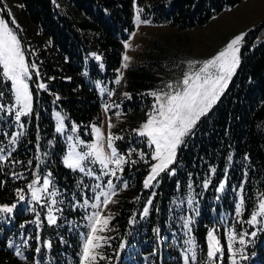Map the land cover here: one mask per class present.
Segmentation results:
<instances>
[{
  "label": "trees",
  "instance_id": "16d2710c",
  "mask_svg": "<svg viewBox=\"0 0 264 264\" xmlns=\"http://www.w3.org/2000/svg\"><path fill=\"white\" fill-rule=\"evenodd\" d=\"M53 1L16 0L19 41L34 66L29 81L32 107L21 118L23 134L16 150L8 161L0 159V206L15 204L9 224L0 222V264H77L76 235H65L66 227L57 232L47 226L42 212L37 216L46 247L37 245L33 229L22 259L12 253L14 231L27 229L36 214L23 208L19 195L25 196L37 169L36 177L50 173L63 207L71 202L77 176L60 164L64 146L51 113L59 111L66 125L75 123L79 130L100 121L92 82L111 85L116 77L122 41L132 30L133 4L142 18L181 30L204 24L241 0H56L59 7ZM237 55L239 64L227 87L148 188L142 178L151 162V147L136 130L153 109L149 91L158 81L157 66L154 61L126 69L127 97L121 99V120L110 133L120 137L113 144L125 156L121 176L127 187L114 195L108 239L98 248L95 264H185V256L203 254L209 231L222 240L223 222L235 211L238 189L244 214L264 198V20L245 31ZM10 98L8 83L0 79V103L9 104ZM67 212L72 215L71 207ZM62 222L58 218L57 226Z\"/></svg>",
  "mask_w": 264,
  "mask_h": 264
},
{
  "label": "rangeland",
  "instance_id": "374dc122",
  "mask_svg": "<svg viewBox=\"0 0 264 264\" xmlns=\"http://www.w3.org/2000/svg\"><path fill=\"white\" fill-rule=\"evenodd\" d=\"M53 3L55 7H59L56 0H54ZM18 7L16 0H0V20L8 24L9 29L17 35V39L19 40L21 27L18 25L15 18V12ZM2 11L6 14L7 18L2 14ZM137 15L140 17L139 22L137 21ZM262 20H264V0H241L235 5L224 8L213 15L204 24L180 30L167 23H154L148 18H142L139 7L134 3L132 30L127 35L126 39L122 41L121 60L116 70V77L112 80L111 85L99 80H94L92 82V87L99 99L100 121L98 123H89L85 129L79 130L75 123L70 122L66 125L63 115L59 111H53L51 113L54 130L63 141L64 146L63 152L59 158L60 164L77 176L71 191V202L63 207L61 202L63 196L59 194L49 173L44 171L40 176L37 175L36 177L34 176L37 171L36 169L34 175L32 174L33 179L27 184L24 199L21 200L24 209L36 212L35 218L33 221L26 223L27 229H18V232L14 231V238L10 241L12 253L17 258L22 259L23 247L31 238L33 229H36L33 239L36 241L37 245L39 246L42 243L46 247L47 238L44 236L43 224L40 222V219H38L39 216H37L38 212H42L44 223L47 226H52L57 232L59 229L66 227L65 235L68 233H74L76 235L80 242L77 264H95L97 259L94 262L84 260V246L88 243V237L92 235L105 238L101 241H93V244L99 243L102 245L104 241L108 239L106 235L108 232V224L114 215L112 205L115 199L114 195L119 189L124 187V181L121 176V170L116 168L115 163H110L108 168L105 169L98 161H95L94 156H88L81 162V167L84 168V171H80L78 168L69 169L63 163L69 151H74L80 155L91 151L90 145L98 143L94 128H99L102 133L99 144L104 154L110 156L111 149L108 148L107 143V137L111 130V128H109V123L113 126L116 122L121 120L119 109L121 99L123 100L127 97L124 86L125 71L128 67L148 65L150 62L155 61L157 67L155 64L153 65L156 67L155 76L158 78V81L157 84H154L149 93L161 91L169 92L171 89L167 88L168 84H172L175 87L180 84L186 73L198 72L204 62L214 58L223 51L233 38L244 34L252 25ZM145 21L148 22L145 23ZM20 47L25 57V63L29 67V76L25 78V83L28 84L29 90L31 71L34 70V66L28 63L21 42ZM125 56L129 58L128 61L124 60ZM125 63H127V67H124ZM210 71H212L215 76V70L213 69ZM0 79L8 83L11 96L9 104L5 105L0 103V118L2 119V125H0V139H2L0 140V149H3V151H0V157H3L1 161H8L7 157L16 150L17 139L23 134L21 118L26 116L29 112L22 115L19 121L16 120L15 114L18 111H22V107L15 101L14 88L11 81L3 75L2 65H0ZM117 79H119V83H116ZM153 99L154 106L155 98L153 97ZM153 111L154 107L152 111L148 113L145 120L139 124L137 130L148 120L149 115L152 114ZM58 128L60 129L59 131H57ZM143 138L151 147V162L149 163L147 172L142 178V185L144 187V181L151 174L152 166L157 164L158 161L152 159L155 155V146L150 144L147 137ZM13 140H15L14 143ZM116 152L118 157H123L124 159V163L121 165L122 168L126 163L125 156L117 150ZM170 165L171 164H169L168 167ZM113 171L116 172L115 176L111 174ZM19 177L22 176L19 175ZM45 179L49 180L47 190H43ZM110 180L114 185L113 189L107 187L108 181ZM154 181L155 179L151 181L150 186H153ZM29 184L33 185L31 189L28 187ZM97 185H99V187H97ZM33 190L37 192L39 197L38 201L31 199ZM105 192L114 193L111 195L112 202L106 205L103 203L105 197L102 195V193ZM53 193L55 194L53 195ZM262 201H264V198L257 199L250 212L244 214L240 208V189H238L234 204V213L228 217L226 216L228 220L223 218V238L220 240L216 237L222 249L221 253H217L220 259L209 260L207 256L208 240L203 254H200L199 258L195 257V260L192 259V254L189 255L188 264H233V260H235V264H264V217H258L260 223L255 226L246 223V221L251 218V214L259 210L258 205ZM94 205H99V207H94ZM69 207H71L72 215L67 212ZM238 207L239 215L237 214ZM27 210H23L22 213L24 214ZM97 213H99L101 222L96 224L98 230L94 234L92 232V226L96 222ZM49 217H54L55 223L51 222ZM10 218L11 213H0V222L3 225L7 226ZM58 218H61L63 221L60 226H57ZM106 218L110 219L105 226L102 221ZM100 228H104V231H99ZM253 232L255 235H251ZM230 234L236 235V239L232 241V251L228 249V238ZM240 239H243L245 243L240 244ZM190 245L192 244L187 246ZM188 249L193 251L194 247H188ZM181 250L186 249L183 247ZM181 250L179 249L180 252ZM94 253L97 257L98 248H95Z\"/></svg>",
  "mask_w": 264,
  "mask_h": 264
},
{
  "label": "snow or ice",
  "instance_id": "6c2138e0",
  "mask_svg": "<svg viewBox=\"0 0 264 264\" xmlns=\"http://www.w3.org/2000/svg\"><path fill=\"white\" fill-rule=\"evenodd\" d=\"M137 21H140L139 15H137ZM147 22L148 21H145V23ZM243 39L244 34L233 38L223 51L214 58L204 62L198 72L186 73L177 86L174 87L172 84H168L167 88L171 89V91L151 93L155 98V104L153 106L154 111L149 115L148 120L142 127L136 130L139 136L147 137L150 144L155 146V155L152 159L158 161L157 164L152 166L151 174L144 181L145 188H148L151 181L173 162L175 150L181 143L182 138L191 131L201 116L205 115L211 109L218 100L220 94L227 87L228 80L239 64L237 55L239 52L238 45ZM97 59H99V57H97ZM128 59L127 56L124 57L125 61H128ZM0 65H2L3 68V75L12 83L16 103L22 107V111H18L15 114L16 120L19 121L20 117L31 111L32 107V96L29 93L28 84L25 83V78L29 76V67L25 63V57L21 52L20 41L17 39V35L9 29L8 24L3 20H0ZM124 67H127V63H125ZM213 69L215 70V76L213 72L210 71ZM119 82V79H117L116 83ZM39 87L44 88L45 85L40 84ZM21 127H23L22 124ZM111 127L112 125L109 123V128ZM59 130L58 128L57 131ZM94 131L98 143L90 145L91 151L83 155L77 154L74 151H69L67 157L63 161L65 166L69 169L78 168L80 171H84V168L81 167V162L88 156H94L95 161H98L103 168L107 169L110 163H115L116 168L123 171L121 165L124 163V159L123 157L117 156L116 149L113 147V140L120 139V137H113L111 133H109L107 143L108 148L111 149V154L110 156H106L99 144L102 138L101 130L99 128H94ZM14 142L15 140H13V143ZM0 151H3V149H0ZM0 159H3V157H0ZM111 174L115 176L116 172L113 171ZM48 184L49 180L45 179L43 190H47ZM124 186L127 187L126 184ZM28 187L31 189L33 185L29 184ZM97 187H99V185H97ZM107 187L109 189L114 188L111 180L108 181ZM220 187L223 188V184H221ZM17 191L18 193L22 192V190ZM54 194L55 193H53V195ZM113 194L114 193L110 192L102 193L105 197L103 202L105 205L112 202L111 195ZM19 199L23 200L24 195L20 194ZM31 199L34 201L39 200L35 190L31 193ZM243 202L242 198L240 202L241 206ZM94 207H99V205H94ZM14 208L15 204L11 206H0V213H11ZM258 209V211L251 214V218L247 220L246 223L253 226L260 223L258 217H264V201L258 205ZM145 214H147L146 209ZM237 214H240L239 207L237 209ZM49 219L51 222L55 223L54 217H49ZM109 219L110 218L103 219V225L106 226ZM100 222L99 213H97L96 222L92 226V232L94 234L98 230L96 224ZM99 231H104V228H100ZM251 235H255V233L253 232ZM104 239V237L96 235L88 237V243L85 244L83 249L85 261L94 262L97 259L94 250L101 245L99 243L93 244V241H101ZM228 239V249L232 251V241L236 239V235L230 234ZM208 240L207 256L209 260H219L220 257L217 256V253H221L222 249L219 246V240L212 231L208 233ZM239 243L244 244L245 241L240 239ZM37 251H39V249H37ZM100 258L103 259V257ZM184 259L185 264H188L189 257L185 256ZM192 259L195 260V254H193ZM233 264H235V260H233Z\"/></svg>",
  "mask_w": 264,
  "mask_h": 264
}]
</instances>
